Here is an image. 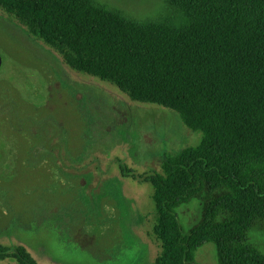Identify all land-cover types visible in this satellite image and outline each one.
I'll use <instances>...</instances> for the list:
<instances>
[{
	"label": "trees",
	"instance_id": "trees-1",
	"mask_svg": "<svg viewBox=\"0 0 264 264\" xmlns=\"http://www.w3.org/2000/svg\"><path fill=\"white\" fill-rule=\"evenodd\" d=\"M138 20L98 0H0L73 70L114 84L132 102L177 113L200 144L162 159L153 188L154 264H197L213 244L217 264H264L251 233H264V0H166ZM124 177L138 176L120 165ZM201 205L186 227L180 211ZM38 264L0 244V261Z\"/></svg>",
	"mask_w": 264,
	"mask_h": 264
},
{
	"label": "rangeland",
	"instance_id": "rangeland-1",
	"mask_svg": "<svg viewBox=\"0 0 264 264\" xmlns=\"http://www.w3.org/2000/svg\"><path fill=\"white\" fill-rule=\"evenodd\" d=\"M98 1L138 20L167 7ZM0 55V244L25 247L38 264H154L153 188L140 178L160 173L165 155L198 146L202 135L177 113L71 69L1 13ZM201 210L196 202L182 208L184 225ZM251 241L264 252V233ZM216 258L213 244L196 254L197 264Z\"/></svg>",
	"mask_w": 264,
	"mask_h": 264
},
{
	"label": "water",
	"instance_id": "water-1",
	"mask_svg": "<svg viewBox=\"0 0 264 264\" xmlns=\"http://www.w3.org/2000/svg\"><path fill=\"white\" fill-rule=\"evenodd\" d=\"M1 65H2V57L0 55V67H1Z\"/></svg>",
	"mask_w": 264,
	"mask_h": 264
}]
</instances>
